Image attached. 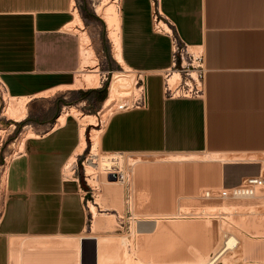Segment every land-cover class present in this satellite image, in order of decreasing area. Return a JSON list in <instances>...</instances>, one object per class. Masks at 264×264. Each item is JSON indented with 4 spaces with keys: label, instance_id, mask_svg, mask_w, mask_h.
I'll return each instance as SVG.
<instances>
[{
    "label": "crops",
    "instance_id": "crops-1",
    "mask_svg": "<svg viewBox=\"0 0 264 264\" xmlns=\"http://www.w3.org/2000/svg\"><path fill=\"white\" fill-rule=\"evenodd\" d=\"M120 4L122 55L133 71L145 76L147 104L115 110L101 133V150L232 156L223 158L217 171L225 187L258 175L264 161V0H120ZM157 6L190 49L203 56L206 90L201 97L164 95L162 73L173 65V50L170 36L154 27ZM76 8L83 15L85 3L0 0V82L9 95L30 97L21 122L36 132L7 163L0 264L95 262L97 243L83 237L90 190L74 170L66 173L72 156L93 145V128L89 142L91 124L86 126V146L77 153L79 120L70 114L59 122L65 105L61 109L56 99L47 104L40 99L52 89L53 95L64 98L75 91L82 96L80 104L106 98L99 91L84 96L91 88L71 87L81 68L80 34L70 28ZM82 19L93 20L88 12ZM113 68L107 65L104 70ZM103 82L101 77L94 89H101Z\"/></svg>",
    "mask_w": 264,
    "mask_h": 264
},
{
    "label": "rangeland",
    "instance_id": "rangeland-1",
    "mask_svg": "<svg viewBox=\"0 0 264 264\" xmlns=\"http://www.w3.org/2000/svg\"><path fill=\"white\" fill-rule=\"evenodd\" d=\"M82 1L85 3L83 12H94L100 20L93 19L92 22L89 23L85 21L83 26L77 22H73V24L70 25V28L79 34L81 31H86L90 36V44L94 48L97 56V63L95 65L99 68L100 76L104 79L102 86H107V90L104 94V97L106 98L101 99L100 97H95L96 103L86 102L80 104L78 99L82 96L75 91H72L67 94L66 98L60 94L53 95V92L52 94H45L47 96L41 97L40 99H42V103L46 104L51 103L49 100L56 99V103L60 102L61 109L64 105H73L83 114H96L98 117V124H91L87 131V139L90 142L91 129L95 127L102 128L106 124H104L105 121L100 112L105 101L104 99H107L109 96V85L114 71L106 72L104 68L107 65L113 66L115 71L124 70V68L118 64L113 56L112 42L108 35L107 24L102 17L101 12L98 13V11H96L100 4L106 0ZM117 4L121 5L120 1H118ZM80 15L81 17L83 16L82 12ZM107 50L111 57L107 54ZM116 65H118V68ZM90 66H88L87 69L95 68V66ZM135 73L137 85L144 86V89H142V91L141 89L135 91L131 103H124L119 109L131 106L132 104L134 105L136 100L145 90V82L143 81L145 76H139L138 72ZM153 84L154 81L151 79L150 85L152 86ZM7 100L6 92L0 82V129L3 130L1 135L2 138L0 140V211L2 210L5 192V185H2L1 182L2 173L10 158L16 154L18 150H22L19 148L20 142L17 140L14 144L13 141H15L24 129L23 125L18 126V123L15 122L16 128L12 132H9V126H11L14 121L7 118L2 113ZM29 103L30 99L27 102V110ZM76 117L79 120V116ZM91 149L92 146L68 165L66 173L72 175L74 170V175L79 177L83 184L90 190L87 194L85 204L87 209V225L83 237H91L93 238V241H96L97 250L95 261L98 264L105 262L106 264L108 262L110 264H122L125 261L128 263L129 261L127 260L130 258V262L132 261L131 264H200L203 262V258L213 256L230 236L235 238V243L226 250L223 256L216 260L217 264H264V196L257 195L254 197L238 199L204 197L207 190L218 192L224 187L220 185V181L217 179V171L223 165L222 159L229 160L232 159V156L226 158V156H218L208 152H202L192 155L193 157L190 156L191 154H183V156L186 155L184 157H187L188 155L191 157H189V159L187 157V161H184L185 159L174 161L172 159H174L176 153L171 152L115 153L107 154L108 156L100 153L98 155L99 159L96 155L94 157L93 155L91 156ZM105 157H111L112 166L107 165L104 166L103 169L96 168L94 172L95 176L86 173L87 165L95 160L98 163V161L100 162V160ZM97 163H95V166H97ZM143 165L146 168L144 170H147L148 168L150 173L148 171L145 172H148L147 175L149 174V177L147 175L146 177L144 176L145 180L147 178V182L140 180L142 182H136L135 186L133 184L135 183V181H133L135 180L133 174L135 173V175H137L135 170ZM262 167L264 168V161ZM114 170L117 171L115 174L116 177L123 175V173L126 174L125 182L118 180V184L124 188L122 196L124 207L121 211L118 207L111 205L110 202L99 205L97 207L98 216L107 217V221L101 226H94L90 213L88 212L87 204L89 201H95L98 198L101 189L106 183L107 175ZM160 171L162 172L160 173ZM211 176L213 177L212 180L210 179ZM137 181H139V179ZM156 201L159 202L157 203ZM158 204L162 205L158 206ZM224 204L233 205L234 208L230 211L225 209L221 210L219 207H222V205L224 206ZM151 217L157 219V223H159V225L157 224V226H155L157 231L153 230L154 233L152 232V234L149 235L145 233L142 237V234L137 231L138 227L143 223L149 224L150 222H148L147 219ZM183 221H186V223L188 222L187 226H192V228L189 227L187 230L190 232L193 228H195V230H192L193 232L190 233L187 230L185 231V229L180 230L181 227H179L176 229L177 231H173L174 224L175 226L177 224L179 226ZM190 221L198 226L195 227ZM201 226H203V228ZM197 228L200 233L196 230ZM161 231H169L170 233L167 235L168 237L166 236L160 239V236H164L161 235ZM195 231L198 232V234ZM185 232L187 234H185ZM158 234L159 237L157 238ZM196 236L197 240L195 239ZM198 236L200 237L198 238ZM123 237H125L124 242L122 240ZM146 238L148 240H146ZM151 238L156 240L154 241ZM159 239L160 241H157ZM201 239L203 241L207 240L209 243H206L207 241L203 242ZM199 240H201L202 243ZM195 241L201 243V245ZM204 243L208 245L206 246ZM202 244L204 245L202 246ZM210 245H212V247L215 245L216 247L214 246L212 248ZM105 251L109 252H107V255L109 256L115 255L113 260L112 256H106L107 258L102 259L103 252ZM126 255L129 259H127L128 257ZM201 258L203 260H201ZM108 259H111L112 262L111 260L108 261ZM126 262L123 264H127Z\"/></svg>",
    "mask_w": 264,
    "mask_h": 264
},
{
    "label": "bare ground",
    "instance_id": "bare-ground-1",
    "mask_svg": "<svg viewBox=\"0 0 264 264\" xmlns=\"http://www.w3.org/2000/svg\"><path fill=\"white\" fill-rule=\"evenodd\" d=\"M120 1V0H106L104 1L102 4H100V6L98 7V13L101 12V15L102 17L104 18L106 24H107V31H108V35H109V38L112 42V50H113V56L114 58L117 60V62L119 64H121L124 68V70H114L113 72V76H112V79H111V82H110V85H109V96L108 98L104 101V104H103V107L101 109V114H102V118L104 119V124L108 121L110 115L117 109H119L124 103H131V101L133 100V94L135 91H139L141 89H143L142 86H139L137 85V78H136V73L133 71V69H131L127 63L125 62L124 58H123V55H122V42H121V5L117 4V2ZM75 20L73 22H77L78 24H80L81 26L84 25V22H83V19L80 15V12L78 11V9L75 10ZM73 22L71 24H73ZM80 39H81V68L79 70V72H77L76 74V77H75V82L71 85L72 88H95L97 86L100 85V81H101V74H100V70L98 67H96V63H97V56H96V53H95V50L94 48L91 46L90 44V36L88 35V33L86 31H81L80 33ZM192 50V49H191ZM95 66V68L91 69V68H88V66ZM91 67V66H90ZM178 72L175 71L174 73V78H177L178 77ZM56 89H52L50 91H47L45 92V94H52ZM137 94V93H136ZM6 95H7V103L5 104L4 106V109H3V114L7 117V118H10L11 120H13L14 122H12L11 126H9V132H12L15 128V122L17 121H22L23 119L26 118L27 116V102L28 100L30 99V97L28 96H23V97H15V96H11L9 95L7 92H6ZM128 104V105H129ZM133 105V104H132ZM73 115V116H79V122L81 124V127H80V135H81V142H80V145H79V148L77 149V153H82L84 151V148L86 146V137H85V130H86V126L88 124H94V125H97L98 124V117L96 114H83L82 112L79 111V109L76 107V106H66L64 111L61 113L60 117H59V122H64L67 115ZM77 118V117H76ZM102 119V120H103ZM58 122V121H57ZM103 124V123H102ZM104 127H100V128H93L92 130V141H93V145H92V153L91 156L93 155V157L96 155L98 156L100 153H103V154H115V153H105L101 150L100 148V136H101V133L103 131ZM2 132L3 130L0 129V140L2 138ZM36 135V132L33 130V128L31 126H26L22 133L20 134L19 138H18V142H20V147L21 149L24 148V143H25V140L26 138H28L29 136H34ZM14 143V142H13ZM15 147V145H14ZM117 154V153H116ZM77 155V154H76ZM107 155V156H108ZM190 155V154H189ZM187 156L188 159L190 156H192V154L190 156ZM105 156V155H104ZM174 159L172 160H183L185 159L184 161H187V157H184L186 155L183 156V153H176L174 155ZM101 157H102V154H101ZM193 157V156H192ZM9 158V157H8ZM76 156H72V158L70 159V162L68 163V165H70L74 160H76ZM96 158V157H95ZM99 158V156L97 157ZM96 158V159H97ZM191 158V157H190ZM100 159V158H99ZM187 159V160H186ZM191 160V159H190ZM133 162V161H132ZM138 162V161H137ZM95 163H97V161H92L91 164L87 165V168H86V173L88 174H92L94 175V172L96 170V168H102L104 166H107V165H111L112 164V159L111 157H105V158H102L100 160V162L98 161V163L96 164L97 166H95ZM119 163V162H118ZM67 165V166H68ZM136 165V164H135ZM146 165V164H145ZM112 166V165H111ZM148 166V165H147ZM152 166V165H151ZM7 167L8 165L6 164V167L5 170L3 171L2 173V177H1V182H2V185H5V181H6V174H7ZM112 168V167H111ZM70 169V168H69ZM107 169V168H106ZM105 169V170H106ZM136 169V168H135ZM146 169L144 167V165L141 167L139 166L135 172H137V175H135V173L133 174L134 175V179L133 181H135V183H133L134 185L136 184V182H147V178L145 180L144 176L146 177L147 173L149 172L148 168L147 170H144ZM162 169V168H161ZM167 169V168H166ZM164 170V169H162ZM145 171H148V172H145ZM99 172V171H98ZM117 171H112L110 172L108 175H107V179H106V183L104 185V187L101 189V192L98 196V198L95 200V201H89L88 203V211L90 213V217H91V220L93 222V225L94 226H101L103 224H105V222L107 221V217L105 216H98V211H97V207L101 204H104L106 202H110L111 205H114L116 207H118L121 211L124 207V201L122 200V196H123V193H124V188L123 186H120L118 184V180L120 181H124L126 180V174L123 173L122 176H115ZM159 172V171H158ZM162 171H160L161 173ZM166 172V171H165ZM104 173V172H103ZM150 173V172H149ZM159 173V174H160ZM96 174V173H95ZM106 174V173H105ZM164 174V173H163ZM149 175V174H148ZM147 175V176H148ZM154 175V174H153ZM156 175V174H155ZM95 176V175H94ZM158 176V175H157ZM165 176V175H164ZM149 177V176H148ZM163 178V177H162ZM105 179V178H104ZM139 179V181H137ZM152 179V178H151ZM157 179V178H156ZM160 179V178H159ZM142 180V181H140ZM103 181V180H102ZM157 181V180H156ZM105 182V181H104ZM131 183V184H132ZM138 184V183H137ZM142 184V183H141ZM145 184V183H144ZM149 184V183H148ZM152 184V183H151ZM150 184V185H151ZM156 184V183H155ZM133 185V186H134ZM136 186V185H135ZM99 188V187H98ZM133 189V188H132ZM158 199V198H157ZM161 199V198H159ZM163 199H164V196H163ZM163 199H161L162 201H164ZM166 201V200H165ZM157 202V201H156ZM159 202V201H158ZM157 202V203H158ZM161 202V201H160ZM168 202V201H167ZM155 205H157L156 203H154ZM159 205H162V204H158ZM204 208V207H203ZM221 210L222 209H225V210H231L233 209V205H225L224 206L222 205V207H219ZM239 208V207H238ZM200 209V208H198ZM206 209V208H204ZM212 209V208H211ZM217 209V208H216ZM197 210V209H196ZM199 211V210H198ZM205 211V210H204ZM209 211V210H208ZM1 212V211H0ZM197 212V211H196ZM206 212V211H205ZM212 212V211H211ZM114 213V212H113ZM168 214V213H166ZM165 214V215H166ZM171 214V213H170ZM103 215V214H102ZM114 215V214H113ZM116 215V214H115ZM257 218V217H256ZM253 219V218H252ZM138 220V219H137ZM148 222H150L149 224H146V223H143L141 224L139 227H138V232L142 234V237H143V234H152L153 230H156L155 229V226H157V224L159 225V223H157V219H155L154 217H151V218H148L147 219ZM160 221V220H159ZM184 222V223H183ZM181 222V224L178 226V224L175 226L174 224V227H173V231H177L176 229H178L179 227L180 230L181 229H185V231L187 229H189V227L192 228V226H187L188 225V222L186 223V221H183ZM190 223H192L190 221ZM189 223V224H190ZM258 223V222H257ZM183 224V225H182ZM194 225V223H192ZM196 224V223H195ZM200 225V224H199ZM252 225V224H251ZM195 227L198 226V225H194ZM193 226V227H194ZM203 228V226H201ZM200 227V228H201ZM255 227V226H254ZM103 228V227H102ZM199 228V229H200ZM136 229V228H135ZM179 230V232H180ZM192 230H195V228L191 229V232H193ZM199 233L200 231L198 230V228L196 229ZM201 230V229H200ZM136 231V230H135ZM136 231V232H137ZM189 231V230H187ZM137 232V233H138ZM161 235H164V236H160V239H162V237H166L167 235H169V231H166V232H163L161 231ZM182 232V231H181ZM184 232V231H183ZM190 232V231H189ZM190 232V233H191ZM196 232V231H195ZM194 232V233H195ZM198 232H196L198 234ZM202 232V231H201ZM154 233V232H153ZM185 234H187L185 232ZM147 235V236H148ZM189 235V234H188ZM196 235V234H195ZM194 235V237H195ZM145 236V235H144ZM146 236V237H147ZM192 236V235H190ZM201 236V235H200ZM198 236V238L200 237ZM203 236V235H202ZM215 236V235H214ZM159 237V234L157 235V238ZM168 237V236H167ZM189 237V236H188ZM193 237V239H194ZM208 237V236H206ZM214 238V237H213ZM212 238V240H213ZM149 239V237H148ZM146 238V240H148ZM153 239V238H151ZM157 240V241H160ZM191 239V240H193ZM197 240V236L195 238ZM215 239V238H214ZM123 242L125 241V237L122 238ZM154 240V239H153ZM156 240V239H155ZM154 240V241H155ZM202 240V239H201ZM199 240V241H201ZM153 241V242H154ZM203 241V240H202ZM201 241V243H202ZM205 241V240H204ZM203 241V242H204ZM207 241V240H206ZM205 241V242H206ZM211 241V240H209ZM197 242V241H195ZM213 242V241H212ZM156 243V242H155ZM159 243V242H158ZM162 243V241H161ZM199 243V242H197ZM201 243H199V245H201ZM206 243H209L208 241ZM215 243V242H214ZM235 243V238L234 237H229V239L227 241H225L224 245L218 249L215 254L211 257H206V258H201V260H203V262H201L200 264H217L216 263V260L223 256L226 252V250L228 248H230L231 246H233ZM205 244V243H204ZM202 244V246L204 245ZM211 244V242H210ZM213 244V243H212ZM206 246L208 244H205ZM201 246V248H202ZM212 247V245H210ZM215 245H213L214 247ZM205 247V246H204ZM212 247V248H213ZM216 247V246H215ZM216 249V248H215ZM212 250V249H211ZM107 252L108 251H105L103 252V256H102V259L104 258H107L106 256H109L107 255ZM113 252V251H112ZM109 253V252H108ZM111 254V253H110ZM113 254V253H112ZM115 254V252H114ZM112 256V260L113 258L115 257V255H110ZM109 256V257H110ZM127 256V255H126ZM108 257V258H109ZM128 257V256H127ZM101 259V260H102ZM129 259V257L127 258ZM131 259V258H130ZM130 259L127 260L129 261L127 264H131L132 261L130 262ZM200 259V258H199ZM111 259H108V261H110ZM111 260V262H112ZM200 260V261H201ZM107 261V262H108ZM104 262V261H103ZM123 262V263H125ZM109 263V262H108ZM107 263V264H108ZM122 263V264H123ZM91 264H98L96 261L94 263H91ZM101 264H106L105 263H101ZM110 264V263H109ZM136 264V263H135ZM140 264H154V263H140ZM163 264V263H162ZM165 264V263H164ZM168 264V263H166ZM172 264H175V263H172ZM183 264V263H182ZM195 264V263H194Z\"/></svg>",
    "mask_w": 264,
    "mask_h": 264
},
{
    "label": "built area",
    "instance_id": "built-area-1",
    "mask_svg": "<svg viewBox=\"0 0 264 264\" xmlns=\"http://www.w3.org/2000/svg\"><path fill=\"white\" fill-rule=\"evenodd\" d=\"M153 21L155 29L158 32L168 34L172 43L173 65L162 73L164 95L167 98H195L203 96L206 86L202 54L190 49L191 47L179 35L175 24L171 23L162 14L158 6L155 9ZM175 71L179 74L177 78H174ZM135 104L142 106L147 104L145 90L136 100ZM65 107L62 109V112ZM257 195L264 196V168H262V171L258 175L248 176L238 185L231 187L224 186L218 192L207 190L204 197L238 199Z\"/></svg>",
    "mask_w": 264,
    "mask_h": 264
},
{
    "label": "trees",
    "instance_id": "trees-1",
    "mask_svg": "<svg viewBox=\"0 0 264 264\" xmlns=\"http://www.w3.org/2000/svg\"><path fill=\"white\" fill-rule=\"evenodd\" d=\"M85 15H86V12H83V16H85ZM89 15H90V17L93 18V19L100 20V19L94 14V12L89 13ZM107 54L111 57V55H110V53L108 52V50H107ZM106 90H107V86H104L103 88L98 89V90H97V89H94V88H91V89H88L87 91H85L84 96L90 97V96H92L95 92H98V91L101 92V93L103 94V96H104ZM81 92H82V90L79 91V93H81ZM24 124H25V122H21L18 126H20V125H24ZM0 162H1V160H0Z\"/></svg>",
    "mask_w": 264,
    "mask_h": 264
}]
</instances>
